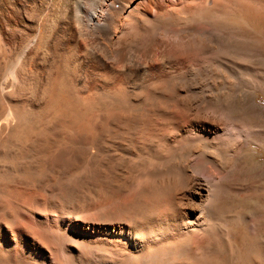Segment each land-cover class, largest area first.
Masks as SVG:
<instances>
[{
  "label": "bare ground",
  "instance_id": "bare-ground-1",
  "mask_svg": "<svg viewBox=\"0 0 264 264\" xmlns=\"http://www.w3.org/2000/svg\"><path fill=\"white\" fill-rule=\"evenodd\" d=\"M252 28L264 0H0V264H264L222 214L256 131L205 118Z\"/></svg>",
  "mask_w": 264,
  "mask_h": 264
},
{
  "label": "rangeland",
  "instance_id": "rangeland-1",
  "mask_svg": "<svg viewBox=\"0 0 264 264\" xmlns=\"http://www.w3.org/2000/svg\"><path fill=\"white\" fill-rule=\"evenodd\" d=\"M217 35L219 42L224 40V44L231 46L235 61L242 67L240 72L234 69L235 76L233 70L226 73L225 84L230 87V93L219 100L214 105L215 111L209 110L205 118H209L210 124L215 123L216 128L222 130L229 122L222 114L229 115L233 123H237L236 126H249L256 131L251 135V142L241 144L245 157L240 159L242 161L235 160L239 165L237 171L223 180L226 186L243 191L223 201L222 214L225 213L224 217L247 215L256 221L257 230L264 234V33L253 28L245 32L225 29ZM246 67L249 69L246 70ZM219 225L227 229V224L219 222Z\"/></svg>",
  "mask_w": 264,
  "mask_h": 264
}]
</instances>
